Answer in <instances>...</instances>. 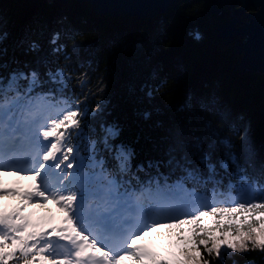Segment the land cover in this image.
Masks as SVG:
<instances>
[{"label":"snow or ice","instance_id":"6c2138e0","mask_svg":"<svg viewBox=\"0 0 264 264\" xmlns=\"http://www.w3.org/2000/svg\"><path fill=\"white\" fill-rule=\"evenodd\" d=\"M164 35L161 26L153 39L167 49ZM93 40L70 26L13 35L0 24V177L33 180L27 190L0 186V201L19 198L11 209L0 203V264H227L264 254V140L218 90L183 87L153 64L155 47L141 61L148 70L125 84L139 128L126 139ZM49 202L63 224L26 211ZM165 228L167 246L141 242Z\"/></svg>","mask_w":264,"mask_h":264},{"label":"trees","instance_id":"16d2710c","mask_svg":"<svg viewBox=\"0 0 264 264\" xmlns=\"http://www.w3.org/2000/svg\"><path fill=\"white\" fill-rule=\"evenodd\" d=\"M188 3L199 6L197 15L185 14L187 10L182 5ZM210 6L211 0H181L166 13L154 18H138L98 14L88 3L78 0L66 3L57 0H0V24L13 35L22 34L27 26L32 25L48 29L70 26L79 29L87 39L94 37L91 50L97 53V70L106 71L109 94L115 105L113 116L124 125V136L128 140L135 139L139 128L134 106L124 101L125 84L130 74L148 70L141 61L147 51L155 47L160 50L153 51V64L177 74L183 87L204 88L207 85L218 90L235 111L244 116L259 143L264 140V119L258 114L264 107V75L239 73L235 69L239 56L231 47L221 49L218 36V27L229 18L231 10L223 6L221 12L212 13ZM64 17L67 19L63 25L58 24ZM161 26L165 29L164 43L171 41L167 49L159 40L153 39ZM196 31L202 36L198 41L191 35ZM100 53H107L106 60ZM183 87L175 96L174 107L166 110L161 119L166 121L175 113L182 99ZM0 203L14 207L19 198L6 197ZM31 209L41 210L29 207L27 211ZM167 231L166 228L161 229L164 235L152 232L145 237L153 234L165 236ZM249 261L264 264V254L259 251L237 253L227 260V264H249Z\"/></svg>","mask_w":264,"mask_h":264},{"label":"water","instance_id":"95a60500","mask_svg":"<svg viewBox=\"0 0 264 264\" xmlns=\"http://www.w3.org/2000/svg\"><path fill=\"white\" fill-rule=\"evenodd\" d=\"M66 3L70 0H57ZM91 10L111 17L154 18L166 13L181 0H78ZM238 5L240 7H238ZM230 8L229 18L218 27L220 48L231 47L239 61V73L264 75V0H211L210 12L219 13L221 7ZM264 88V80H263ZM264 119V107L258 112Z\"/></svg>","mask_w":264,"mask_h":264},{"label":"rangeland","instance_id":"374dc122","mask_svg":"<svg viewBox=\"0 0 264 264\" xmlns=\"http://www.w3.org/2000/svg\"><path fill=\"white\" fill-rule=\"evenodd\" d=\"M0 179H2L3 181V183L0 184V186L6 188H19L21 190H27L30 189L33 184V180L31 177L21 178V176H18L14 173H8L3 177H0ZM7 206L9 209L12 208V206H10L9 204ZM27 212L35 213L38 216L52 219L56 224H63L65 220V215L62 214L59 211L58 207L51 202H49L46 209H41L40 211L31 209ZM171 239L174 240L175 237H172ZM141 242L146 244L150 248H158L161 246H167L169 243V237L167 235L158 236L157 234H153L149 237H145ZM125 264H131V262L125 261Z\"/></svg>","mask_w":264,"mask_h":264}]
</instances>
